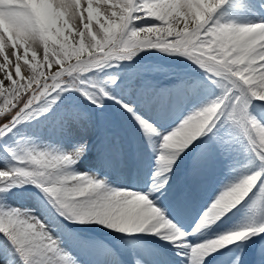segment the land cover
<instances>
[{"label": "snow or ice", "instance_id": "6c2138e0", "mask_svg": "<svg viewBox=\"0 0 264 264\" xmlns=\"http://www.w3.org/2000/svg\"><path fill=\"white\" fill-rule=\"evenodd\" d=\"M254 246L264 264V0H0V264Z\"/></svg>", "mask_w": 264, "mask_h": 264}, {"label": "bare ground", "instance_id": "6f19581e", "mask_svg": "<svg viewBox=\"0 0 264 264\" xmlns=\"http://www.w3.org/2000/svg\"><path fill=\"white\" fill-rule=\"evenodd\" d=\"M94 162L95 157L93 155L88 160L84 161L82 167L87 168L89 166H92ZM245 264H262V258L257 247L254 246L251 248V252L248 251L245 257Z\"/></svg>", "mask_w": 264, "mask_h": 264}]
</instances>
